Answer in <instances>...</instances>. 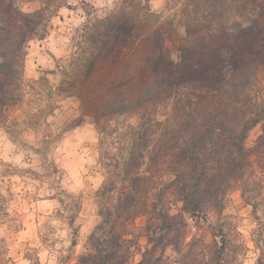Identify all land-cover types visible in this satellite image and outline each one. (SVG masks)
Segmentation results:
<instances>
[{"label": "trees", "instance_id": "obj_1", "mask_svg": "<svg viewBox=\"0 0 264 264\" xmlns=\"http://www.w3.org/2000/svg\"><path fill=\"white\" fill-rule=\"evenodd\" d=\"M189 1L198 10L209 3L215 15H190L186 39L158 23L150 0H132L102 21L99 44L71 67L66 88L82 101L80 121L91 118L100 133L106 171L96 193L102 221L76 264H170L168 248L181 264H241L249 248L224 211L236 189L256 213L264 208L256 202L264 203V93L250 85L264 66V0H242L259 9L239 27L222 23L218 0ZM19 2L0 0V127L24 101L30 43L50 25L48 8L27 12ZM101 73L111 81L100 111L85 88ZM202 219L211 221V241L192 230ZM263 230L261 221L257 264ZM0 264L15 261L0 251Z\"/></svg>", "mask_w": 264, "mask_h": 264}, {"label": "rangeland", "instance_id": "obj_2", "mask_svg": "<svg viewBox=\"0 0 264 264\" xmlns=\"http://www.w3.org/2000/svg\"><path fill=\"white\" fill-rule=\"evenodd\" d=\"M126 1L19 2L27 12L48 8L50 25L43 38L30 43L24 101L0 127V251L15 264H76L79 255L88 251L89 237L102 221L96 198L106 178L101 136L91 118L80 121L82 101L66 87L73 81L72 65L83 63L99 44L96 40L101 39L106 24L102 21L123 8L131 9L132 0ZM189 2L150 0V7L158 23L186 39L185 25L190 15L200 19L215 15L209 3L202 1L198 10ZM214 4L228 27L241 26L259 9L242 0H218ZM110 81L111 77L101 73L88 83L85 97L89 107L97 106L101 111ZM254 83L264 93V66L251 77L250 85ZM261 133L262 126H256L249 134L248 145H254ZM261 201L256 200L264 205ZM224 217L240 231L249 247L241 256V264H257L260 249L254 231L261 221L264 223V208L256 213L242 190L236 189L228 195ZM190 222L195 225V221ZM138 223L143 225L144 219ZM210 223L202 219L201 228L196 225L192 230L203 231L211 241ZM260 237L264 247V230ZM141 245L143 249L148 246L147 237H142ZM165 254L170 264H181L180 255L172 248ZM141 257L138 253L136 261Z\"/></svg>", "mask_w": 264, "mask_h": 264}]
</instances>
